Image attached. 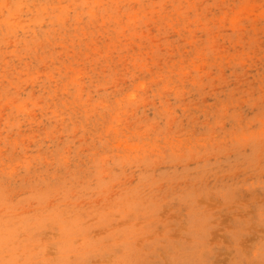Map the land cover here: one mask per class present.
<instances>
[{"label":"rangeland","instance_id":"1","mask_svg":"<svg viewBox=\"0 0 264 264\" xmlns=\"http://www.w3.org/2000/svg\"><path fill=\"white\" fill-rule=\"evenodd\" d=\"M0 264H264V0H0Z\"/></svg>","mask_w":264,"mask_h":264}]
</instances>
